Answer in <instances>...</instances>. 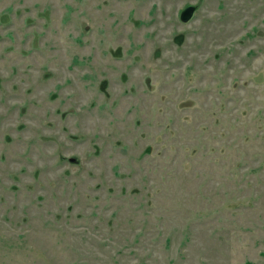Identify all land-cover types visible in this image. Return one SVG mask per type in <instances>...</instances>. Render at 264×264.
Returning a JSON list of instances; mask_svg holds the SVG:
<instances>
[{"label":"rangeland","instance_id":"1","mask_svg":"<svg viewBox=\"0 0 264 264\" xmlns=\"http://www.w3.org/2000/svg\"><path fill=\"white\" fill-rule=\"evenodd\" d=\"M0 264H264V0H0Z\"/></svg>","mask_w":264,"mask_h":264}]
</instances>
